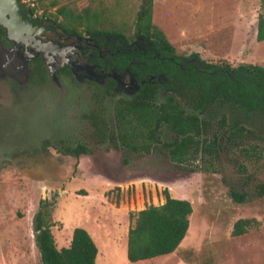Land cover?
<instances>
[{
    "label": "rangeland",
    "instance_id": "1",
    "mask_svg": "<svg viewBox=\"0 0 264 264\" xmlns=\"http://www.w3.org/2000/svg\"><path fill=\"white\" fill-rule=\"evenodd\" d=\"M70 2L81 10L88 0ZM120 3L118 29L129 36L140 0ZM259 13L260 0H154L152 19L178 55L198 53L208 63L264 67V41L256 40ZM59 82L61 91L47 80L15 99L0 78L8 101L0 107L27 112L13 116L7 133L12 143L0 147V264H41L34 217L42 201L49 204L45 210L58 249L70 245L69 234L82 223L94 224L110 264H264V193H258L264 184V124L256 116L242 123L261 130V139L228 143L217 157H192L179 165L161 149L148 155L127 152L130 162L121 170L113 167L120 150L95 135L83 117L91 109L84 106L88 92ZM106 110L110 122L112 104ZM218 132L215 124L208 137ZM166 135L161 134L162 141ZM80 143L90 152L87 160L65 155ZM163 191L190 202L186 236L172 254L129 263L125 234L139 211L164 203ZM231 192L246 193L245 202H233ZM240 219L253 220L254 227L234 236Z\"/></svg>",
    "mask_w": 264,
    "mask_h": 264
},
{
    "label": "trees",
    "instance_id": "2",
    "mask_svg": "<svg viewBox=\"0 0 264 264\" xmlns=\"http://www.w3.org/2000/svg\"><path fill=\"white\" fill-rule=\"evenodd\" d=\"M25 1L33 15L59 21L66 29L76 33L128 38L118 29L123 17L120 0H88L81 10L70 0ZM153 4L154 0H140L133 28L138 34L154 38L169 59L134 58V61H145L140 79L146 81L130 99L117 106L118 130L116 135L111 134V139L115 142L117 136L122 147L134 150L148 151L154 143L156 149L164 151L178 164L197 156L217 157L228 143L241 144L246 139H261L263 132L246 128L242 119L252 115L264 124V67L249 63L235 67L225 63H208L198 53L189 56L188 60L192 62L183 61L182 58L186 57L176 54L165 34L153 23ZM50 9L54 12H49ZM256 40L264 41V0H260ZM129 61L123 59L125 64ZM158 75L164 76L165 80L160 83L148 81L150 76ZM169 91L165 99L160 97ZM216 105L231 107V123L226 117L222 118L218 122L219 132L209 138L207 130L211 124L198 113L207 114ZM162 129L167 134L165 142L161 138ZM65 155L87 160L88 152L83 145H79L67 150ZM90 164L86 162V166L94 171ZM258 193H264V184L259 185ZM163 195L164 203L139 211L129 228L126 249L129 263L169 255L185 238L192 213L190 202L172 198L166 191ZM230 197L235 203H243L247 194L231 192ZM46 205L49 204L42 201L34 217L35 244L41 264H95L98 250L83 228L73 230L67 248H57ZM252 227L253 220L240 219L235 222L232 235H242Z\"/></svg>",
    "mask_w": 264,
    "mask_h": 264
},
{
    "label": "flooded vegetation",
    "instance_id": "3",
    "mask_svg": "<svg viewBox=\"0 0 264 264\" xmlns=\"http://www.w3.org/2000/svg\"><path fill=\"white\" fill-rule=\"evenodd\" d=\"M22 3L27 7L25 0H22ZM27 9L29 11L28 7ZM33 17L42 22L41 31L36 35L32 43L33 46L26 45L23 42L7 40L5 29L0 25L2 50L7 51V55L19 70V72H15L16 74L10 75V80L4 77L5 83L10 82V93L13 97L19 99L22 97V91L27 92L33 88H41L49 78V71H55L59 81L66 82L74 91L80 92L83 90L88 92L90 98L89 101L86 100L84 106L89 104L91 109L83 117L90 122L95 135H98L101 140L111 142L114 148L120 150L121 154L113 164L114 168L120 167L121 169L128 165L131 154L127 152L134 155H148L158 150L155 144L151 143L148 151L138 148L137 150L130 149L125 152L121 149L120 141L116 139L114 142L110 137L111 134L116 135L115 132L118 130L117 106L123 100L130 99L146 81L140 79V72L143 71L142 64L145 61H134V58L139 57L144 60H150L154 57L161 60L169 59V56L162 51L156 40L138 34L135 30L127 39L106 34L76 33L66 29L59 21L55 22L54 20L41 18L40 15H33ZM180 56L186 57L182 58L183 61H189L190 55ZM123 59H129L130 61L125 64ZM25 67L28 76L22 75V68ZM3 72L4 70L0 66V77ZM162 79L165 80L162 75L150 76L148 81L160 83ZM132 82L137 84L139 88L135 92L133 91V85H131ZM169 94L170 91L164 93V97H160L165 99ZM78 99L76 95L74 109L77 108V105L79 106ZM106 104H112L113 118L110 122L106 120ZM198 114L211 124L207 130L208 132L211 127L214 128L215 124L219 126L218 122L224 117H226L228 123H231L229 116L231 107L228 105L223 107L216 105L209 113L199 112ZM218 114L219 117H217ZM161 131V134L166 133L165 129ZM79 145H83L87 150L88 155L86 156H91L85 144H77L71 150ZM167 158L172 163L178 164L172 161L169 156Z\"/></svg>",
    "mask_w": 264,
    "mask_h": 264
},
{
    "label": "water",
    "instance_id": "4",
    "mask_svg": "<svg viewBox=\"0 0 264 264\" xmlns=\"http://www.w3.org/2000/svg\"><path fill=\"white\" fill-rule=\"evenodd\" d=\"M0 25L5 29V38L7 40L14 42H23L26 45H32L36 35L41 31L40 27L42 25V22L33 17V15L28 11L27 7L22 3V0H0ZM6 52L7 51L2 50V41L0 39V66L2 70H4V72L1 73L2 75L0 77L2 81L4 77L10 80V75L12 76L16 74V71L19 72L13 60L7 55ZM22 71V75L28 76L26 67L22 68ZM48 80H50L52 84L61 91L60 82L55 71H49ZM9 83L10 82L7 81V84ZM131 85H133L134 92L139 89L138 85L134 82H132ZM0 86H2L1 83ZM3 86L0 87V103L6 104V102L8 103V101L6 100L7 94L4 93V90L6 88ZM186 110L188 112H191V110H189L188 108H186ZM21 112L27 114L26 110H20L13 113H10L8 111L7 113L3 106L0 107V147L6 144L11 145L10 143L12 142L7 138V133L11 129H8V125L10 123L12 126L13 116H16ZM28 112L33 113V111L31 110H29Z\"/></svg>",
    "mask_w": 264,
    "mask_h": 264
},
{
    "label": "crops",
    "instance_id": "5",
    "mask_svg": "<svg viewBox=\"0 0 264 264\" xmlns=\"http://www.w3.org/2000/svg\"><path fill=\"white\" fill-rule=\"evenodd\" d=\"M80 227L89 233V235L92 237V239H93V241L97 247L98 252H97L95 264H110L111 263V257H110V255L108 257V255L106 253V248L102 245L103 242H102V239L100 238V234H99L100 229L98 227H96L94 224H87V223H84V224L82 223V225H80ZM72 233H73V231H72ZM125 235H127V234H125ZM69 237H70V239L72 238V236L70 234H69ZM126 245H127V243H126ZM126 249H127V246H126ZM165 256H167V255L159 256V257H165ZM145 261H147V260H145Z\"/></svg>",
    "mask_w": 264,
    "mask_h": 264
},
{
    "label": "built area",
    "instance_id": "6",
    "mask_svg": "<svg viewBox=\"0 0 264 264\" xmlns=\"http://www.w3.org/2000/svg\"><path fill=\"white\" fill-rule=\"evenodd\" d=\"M40 14V13H39Z\"/></svg>",
    "mask_w": 264,
    "mask_h": 264
}]
</instances>
